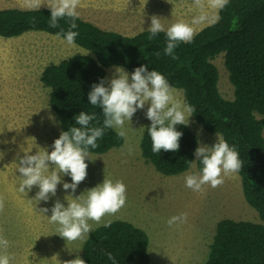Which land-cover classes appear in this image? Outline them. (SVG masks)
<instances>
[{
  "label": "rangeland",
  "instance_id": "rangeland-1",
  "mask_svg": "<svg viewBox=\"0 0 264 264\" xmlns=\"http://www.w3.org/2000/svg\"><path fill=\"white\" fill-rule=\"evenodd\" d=\"M204 3L207 5V0ZM9 8L30 10L24 0H0V10ZM40 9L50 8L42 5ZM77 11L82 19L128 37L148 30L154 15L166 31L177 22L191 25L201 13L194 0H80ZM203 11L210 19L191 25L195 34L218 19L219 9L206 6ZM85 53L75 44L69 46L64 39L43 32L0 37V200L3 201L0 237L9 242L6 254L10 256V264H65L81 258L89 234L104 222L117 220L146 233L150 264H205L218 222L230 219L260 223L258 213L244 198L237 173L224 176V183L217 188L204 185L202 191L195 192L185 186V176L200 174L196 156L188 172L170 177L145 162L140 143L145 129L151 125L146 117L149 104L138 109L131 122H125L127 136L121 148L104 155L89 154L85 160L87 176L74 193L63 189L64 182H72L70 176L63 174L55 196L50 194L48 201L35 200L37 186L21 193L18 189L22 177L17 171L20 159L25 153L34 155L44 149L50 153L63 131L51 110L50 90L43 86L41 75L48 65ZM214 64L220 73L222 96L234 100L223 55ZM117 67L120 66L107 69L106 87ZM124 71L130 79L131 74ZM172 89L174 97L184 102L182 90ZM187 126L197 136L199 146L211 147L220 137L208 133L192 116ZM53 167L49 164L50 170ZM104 178L126 185V204L115 215H106L99 225L89 221L92 230L83 240L66 241L57 232L59 226L48 218L55 202L58 200L67 207L68 201L86 196L85 191L101 184ZM44 208L48 211L42 212ZM180 213H187V222L169 227L167 220ZM3 253L0 249V254Z\"/></svg>",
  "mask_w": 264,
  "mask_h": 264
},
{
  "label": "trees",
  "instance_id": "trees-1",
  "mask_svg": "<svg viewBox=\"0 0 264 264\" xmlns=\"http://www.w3.org/2000/svg\"><path fill=\"white\" fill-rule=\"evenodd\" d=\"M50 15V9H1L0 37L17 38L31 32L57 36L61 30H69V18L60 19L59 26L52 28ZM74 22L77 28L72 31L78 32L74 44L86 53L50 64L41 75L62 130L79 127L74 117L82 111L96 116L90 126H103L102 109L90 104L88 94L94 84L101 80L105 84L107 69L120 66L131 74L144 65L149 71H158L171 87L182 90L184 103L194 108L193 119L238 152L242 168L237 174L243 195L260 218V223L218 222L205 264H264V0H228L219 9L216 22L197 32L190 43H178L173 50L175 59L164 52L166 31L150 40L148 30L128 37L79 16ZM59 37L64 39L63 34ZM221 55L234 100L225 99L219 90L220 73L214 60ZM147 128L140 143L145 162L168 177L188 172L199 146L195 133L188 126L177 125L176 130L182 133L179 149L158 154L151 150ZM97 144V148H89V154L104 155L121 148L124 138L118 137L115 129H105ZM202 167L197 158L199 172ZM148 250L144 231L117 220L89 234L81 259L85 264H112L107 256L112 253L117 264H150Z\"/></svg>",
  "mask_w": 264,
  "mask_h": 264
},
{
  "label": "clouds",
  "instance_id": "clouds-1",
  "mask_svg": "<svg viewBox=\"0 0 264 264\" xmlns=\"http://www.w3.org/2000/svg\"><path fill=\"white\" fill-rule=\"evenodd\" d=\"M228 0H194V4L201 9V13L194 17L191 25H199L209 21L210 17L203 9L207 6L211 9H223ZM25 7L30 10H39L42 5L50 8L49 26L58 27V21L69 18L72 23L69 30L64 33L61 30L56 35L63 34L64 41L74 45L78 32L72 31L77 28L74 22L79 13L77 8L80 0H24ZM211 19H215L212 17ZM189 23L177 22L166 30L167 44L164 49L166 55H173V50L179 42L190 43L195 35V30ZM151 35L150 40L160 32H165L164 25L159 17H151V25L148 28ZM91 105L102 109L104 116L103 126H90V122L96 120V116L80 112L75 116L76 125L67 131H62L59 138L52 145L53 150L49 153L46 149L34 155L25 153L20 159L17 171L22 177L19 191L21 193L31 191L37 186L36 201H48L49 195L55 196L57 185L60 184L61 174L71 177V183L64 182L63 189H71L74 193L77 186L87 176L86 158H89V148L98 147L97 140L102 138L105 129H115L116 135L126 138L127 131L125 122L131 119L138 109H143L146 104L149 107L146 117L151 121L147 128L151 138L152 152L160 153L161 150L175 152L179 149V140L182 136L176 130L177 125L187 126L189 117L192 116L194 108L183 101L176 99L173 89L166 78L156 70H148L147 66L134 69L129 79V74L123 68L117 67L115 74L105 86L104 81L94 84L88 94ZM195 156L202 164L200 174H188L185 176V186L195 192L202 191L204 185L217 188L224 183V176L237 173L242 168V162L234 147L218 137V141L211 147L199 146L195 150ZM49 164L54 167L50 170ZM126 185L122 181L113 182L104 178L103 182L94 188L86 190V196L80 195L68 201L67 207L60 201H56L48 217L51 223L57 224L58 234L66 241L83 240L92 230L89 221L101 224L106 215H115L127 200ZM84 192V193H85ZM72 197V196H71ZM3 209V201L0 200V210ZM42 212H47L44 208ZM187 222V213H180L167 220L169 227ZM111 221L103 223L104 227H110ZM9 247L7 239L0 237V264H10V256L6 254ZM112 264H117L112 253L107 254ZM65 264H85L79 257L65 262Z\"/></svg>",
  "mask_w": 264,
  "mask_h": 264
},
{
  "label": "bare ground",
  "instance_id": "bare-ground-1",
  "mask_svg": "<svg viewBox=\"0 0 264 264\" xmlns=\"http://www.w3.org/2000/svg\"><path fill=\"white\" fill-rule=\"evenodd\" d=\"M200 248V247H199ZM202 249V248H201Z\"/></svg>",
  "mask_w": 264,
  "mask_h": 264
}]
</instances>
